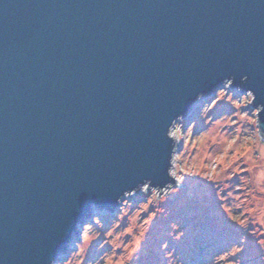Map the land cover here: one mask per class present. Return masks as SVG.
I'll list each match as a JSON object with an SVG mask.
<instances>
[{"label": "water", "instance_id": "water-1", "mask_svg": "<svg viewBox=\"0 0 264 264\" xmlns=\"http://www.w3.org/2000/svg\"><path fill=\"white\" fill-rule=\"evenodd\" d=\"M229 77L264 105V0H0V264L168 182L169 121Z\"/></svg>", "mask_w": 264, "mask_h": 264}, {"label": "clouds", "instance_id": "clouds-1", "mask_svg": "<svg viewBox=\"0 0 264 264\" xmlns=\"http://www.w3.org/2000/svg\"><path fill=\"white\" fill-rule=\"evenodd\" d=\"M247 79L242 76L240 82L243 84ZM233 81L232 77L224 79L207 96L197 93L195 114L189 120L177 115L169 121L164 132L169 142L165 169L168 182L154 186L151 180H145L121 193L113 215L103 220L98 215L86 218L78 226V239L67 246L55 264H86L90 247L101 236L96 251L102 254L87 260V264H142L139 253L153 221L168 215L161 205L180 192L186 178L198 179L205 186L204 196L214 202L216 214L241 233L238 242L222 244L223 250L206 258L203 264H245L241 254L249 238L259 250L256 264H264V122L261 121L264 105L250 109L256 99L254 93L231 91ZM223 93L230 100L224 104L227 107L223 111H218L217 101ZM231 101L237 102L234 113ZM194 137L197 138L195 151L191 147ZM137 195L142 199L133 204ZM142 207L148 211L151 208L149 212L154 214V219L146 225L140 223L145 219L139 214ZM117 224L119 231L114 227ZM105 233L110 240L105 239ZM184 235L180 223L168 224L167 239H162L158 247V253L162 254L160 264H184L168 245V240L179 242ZM102 242L110 245L107 251L98 248Z\"/></svg>", "mask_w": 264, "mask_h": 264}, {"label": "rangeland", "instance_id": "rangeland-1", "mask_svg": "<svg viewBox=\"0 0 264 264\" xmlns=\"http://www.w3.org/2000/svg\"><path fill=\"white\" fill-rule=\"evenodd\" d=\"M236 89L232 88L231 91L235 92ZM221 95L222 99L217 101L219 104V109H217L218 111H223L224 108L227 107L224 104L229 103L230 100L227 93H223ZM230 106L232 107L234 113L236 111L237 102L231 101ZM251 108L254 107L251 105L250 109ZM194 114L195 102L192 105L190 112L184 116L185 120H189L194 116ZM233 127H235V125H233ZM196 139L197 138L194 137L191 141L193 151H195ZM204 187L205 186H203L198 179L186 178L180 192L177 195L170 196L167 202L161 205L168 215L166 218L164 216L157 217L153 221L150 231L147 234V238L144 241L139 253L142 264H160V256L162 254L158 253L159 243L162 239H167L166 233L168 231V224L171 222L180 223L181 230L184 231L185 235L179 242L168 240L169 250L175 249V254L181 257L184 264H203L206 258L223 250L222 244L231 243L233 240L238 242L239 236L241 235L239 229H236L234 226L225 221L222 216L216 214V206L214 202L205 197L203 194ZM139 199L142 198L137 195V197L133 199L132 203L134 204ZM117 207L118 206H116V208ZM116 208L113 211L93 208L88 218H90L91 215H98L103 220L105 216L113 215ZM149 211H151V208ZM149 211L147 207H142L140 209L139 214L145 218L140 221L141 224L146 225L154 219V214ZM114 227L117 228V231L120 230L119 224L114 225ZM127 231L128 229L125 227V234H127ZM78 235L79 233L77 227V233L73 235L70 243L74 239H78ZM102 239L103 236H101L100 240L95 242L90 247L87 260L95 259L102 254L101 252L96 251V246ZM105 239L110 240L111 237H108L107 233H105ZM109 246L110 245L102 242L98 248L101 251H107V247ZM104 247L106 248L103 250ZM117 251L119 252L120 249H117ZM241 256L245 258V264H256L259 256V250L255 247V241L251 240V238L248 239V243Z\"/></svg>", "mask_w": 264, "mask_h": 264}]
</instances>
